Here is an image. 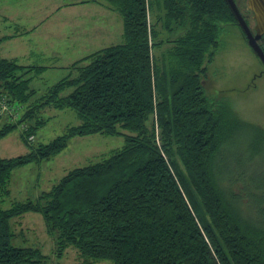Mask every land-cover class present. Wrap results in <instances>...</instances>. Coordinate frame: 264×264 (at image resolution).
Segmentation results:
<instances>
[{"label":"trees","instance_id":"obj_1","mask_svg":"<svg viewBox=\"0 0 264 264\" xmlns=\"http://www.w3.org/2000/svg\"><path fill=\"white\" fill-rule=\"evenodd\" d=\"M105 1L122 18L123 42L75 61L33 104L31 76L47 67L0 57V119L24 126L23 142L47 122L40 110L69 108L80 119L46 145L0 158V197L15 168L56 156L69 138L125 139L37 200L0 208V264H49L40 250L11 245V219L27 212L44 218L58 258L73 247L80 264H264V209L255 223L220 186V176L232 179L225 145L246 124L203 87L221 28L235 22L227 2ZM16 126L4 123L0 139Z\"/></svg>","mask_w":264,"mask_h":264},{"label":"rangeland","instance_id":"obj_2","mask_svg":"<svg viewBox=\"0 0 264 264\" xmlns=\"http://www.w3.org/2000/svg\"><path fill=\"white\" fill-rule=\"evenodd\" d=\"M14 1L15 9L7 11L12 17L10 23L14 27L22 25L30 35L3 42L0 53L17 58L19 64L47 67L42 73L31 76L30 87L37 91L30 101L32 104L47 88L67 76L72 63L96 50L123 42L122 18L108 7L105 0ZM235 2L246 23L253 28L246 0ZM149 16L153 20L154 12ZM106 22L110 23L111 30ZM102 24L105 25L100 26V34L89 28ZM0 31L2 34L10 32L1 20ZM218 36L219 48L213 62L207 64L204 91L210 98L220 97L227 101L236 119L246 124L234 131L225 145V163L229 168L232 166V179L220 176V186L235 194L237 202L246 209L245 214H250L257 223L263 218L258 207L264 209V67L246 44L238 24L234 22L222 26ZM70 91L67 89L62 95ZM10 108L16 107L10 105ZM24 113L25 109H22L20 117ZM35 115L47 119V122L34 130V139L27 137L30 145L21 139L24 126L14 118L1 117L0 128L4 123L17 124L0 139L1 159L27 154L31 147L46 145L56 136L64 134L67 127L80 124V119L69 108H46ZM24 123H30V120ZM67 141V147L56 156L12 171L7 185L8 195L0 197L1 209L9 208L15 202L37 200L41 192H48L69 170L100 162L125 144V139L120 135L103 134L78 136ZM224 154V150H221L219 155ZM260 224L264 225V222ZM11 230L14 233L10 240L12 246L36 248L47 257L49 264L81 262L73 247L66 248L61 258L56 256L55 235L48 232L40 213L27 212L12 218ZM96 264L112 263L105 260Z\"/></svg>","mask_w":264,"mask_h":264},{"label":"water","instance_id":"obj_3","mask_svg":"<svg viewBox=\"0 0 264 264\" xmlns=\"http://www.w3.org/2000/svg\"><path fill=\"white\" fill-rule=\"evenodd\" d=\"M224 1L227 2L235 23L238 24L242 34H244L246 44L264 67V50L262 46L258 44V40L264 35V0H246L247 9L251 12V18L253 23H255L252 28L253 31L239 12L237 3L234 0Z\"/></svg>","mask_w":264,"mask_h":264},{"label":"crops","instance_id":"obj_4","mask_svg":"<svg viewBox=\"0 0 264 264\" xmlns=\"http://www.w3.org/2000/svg\"><path fill=\"white\" fill-rule=\"evenodd\" d=\"M8 9H15V1L14 0H0V20L3 22L5 28H8L10 30V32H8V34H2L0 31V45L3 44V42H8V41H12L15 38L19 39V38H23V37H28L30 34L28 33V29L23 28L22 25L18 26H12V23H10V19H12L11 15H9L7 13ZM7 13V14H6ZM105 24L102 25H95L93 27H89L91 28V30H93L94 32L97 33H101L102 30H100V26H104ZM106 26L109 28L110 23L106 22ZM110 29V28H109ZM111 30V29H110ZM33 32V31H32ZM31 32V33H32ZM0 57L4 58V59H12L15 60L18 65H22V66H31V65H24V64H19L18 59L15 57H6L4 55H2V53H0ZM25 59V58H23ZM73 65V63H72ZM62 68V67H61Z\"/></svg>","mask_w":264,"mask_h":264},{"label":"flooded vegetation","instance_id":"obj_5","mask_svg":"<svg viewBox=\"0 0 264 264\" xmlns=\"http://www.w3.org/2000/svg\"><path fill=\"white\" fill-rule=\"evenodd\" d=\"M235 1V0H234ZM252 17V16H251ZM252 20V18H251ZM253 22V20H252ZM255 24V23H254ZM251 28V27H250ZM252 30V28H251ZM253 31V30H252ZM258 44L262 46L263 50H264V35L261 36L260 40H258Z\"/></svg>","mask_w":264,"mask_h":264}]
</instances>
